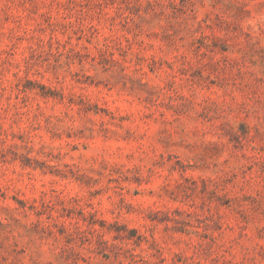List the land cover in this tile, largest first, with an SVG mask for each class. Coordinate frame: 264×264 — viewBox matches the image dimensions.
<instances>
[{
    "label": "rangeland",
    "instance_id": "rangeland-1",
    "mask_svg": "<svg viewBox=\"0 0 264 264\" xmlns=\"http://www.w3.org/2000/svg\"><path fill=\"white\" fill-rule=\"evenodd\" d=\"M0 264H264V0H0Z\"/></svg>",
    "mask_w": 264,
    "mask_h": 264
}]
</instances>
